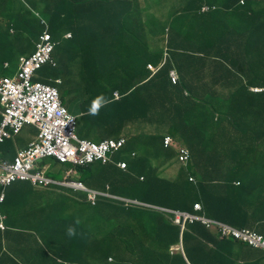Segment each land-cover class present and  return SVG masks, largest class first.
Listing matches in <instances>:
<instances>
[{
	"label": "trees",
	"instance_id": "obj_1",
	"mask_svg": "<svg viewBox=\"0 0 264 264\" xmlns=\"http://www.w3.org/2000/svg\"><path fill=\"white\" fill-rule=\"evenodd\" d=\"M12 1H0V58L9 54L1 42L10 29L15 31L14 40L27 42L22 52L26 57L35 51L39 36L48 29L56 65H41L35 80L58 86L65 103L70 91L63 84L69 85L71 76L80 84L76 90V84L71 83L73 93L81 91L90 105L103 94L111 102L101 107L98 115L86 112L79 116L78 135L101 142L102 138L92 137L100 132L114 141L126 140L125 147L104 163L76 165L68 176L66 170L73 165H59L57 161L48 174L58 180L68 176L89 190L147 206L102 195L93 205L87 201L86 192L74 186L51 184L45 188L19 179L5 189L0 185V221L5 225V229L0 228V264H216V260L235 264L225 254L226 246L247 247L245 244L220 238L217 227L207 228L198 221L181 229L174 223V212L193 213V205L198 203L201 216L257 232L247 221L252 218L248 209L256 206L252 200L259 192L264 193V91L256 94L250 87H264V74L252 77L255 80L247 84L243 80L226 84L236 90L221 97L216 87L206 83L204 73L213 64L216 82L218 78L224 82L226 73L241 76L250 52L264 66V0H246L244 4L241 0H188L166 22L154 18L148 25L143 18L147 13L144 0H85L76 12L69 6L75 0H61L63 4L45 0L43 6L42 0H28L33 13L27 9L30 14L26 12V17L13 23L6 18ZM205 5L211 10L204 13ZM114 6L121 7L112 15ZM109 20L112 26L105 27ZM211 20L212 26L208 25ZM219 20L223 25L218 26ZM67 26L72 32L70 39L65 38ZM215 33L217 38L212 39ZM237 35L244 36L245 43L236 41ZM147 36L161 39L153 51V45L145 46ZM95 38L124 40L116 44L120 56L115 61L121 67L127 65L123 50L135 42L137 52L143 55L149 51L155 56L152 62L160 68L159 73L146 82L131 78L132 89L119 92L118 100L113 96L117 88L113 83L108 86L105 74L97 75V86L80 83L88 74L94 78L91 66L108 69L105 58L93 48ZM148 63L141 64V70L148 71ZM134 64L138 66V62ZM173 70L179 75L177 83L170 77ZM140 119L146 120L147 128L139 135L116 137L109 133L110 123L123 125ZM246 135L250 140L245 139V147L235 155L216 157L218 149L241 146L238 137ZM179 144L192 156L186 164L179 162ZM15 150V143L6 141L1 156L12 160ZM244 153L255 158L252 166L240 159ZM221 165L225 169L216 173H226L210 180V169ZM168 171L171 177H164ZM190 176L194 180L190 181ZM261 208L259 219L264 223V202ZM69 227L76 235H68ZM179 244L181 251H171V246Z\"/></svg>",
	"mask_w": 264,
	"mask_h": 264
},
{
	"label": "built area",
	"instance_id": "obj_2",
	"mask_svg": "<svg viewBox=\"0 0 264 264\" xmlns=\"http://www.w3.org/2000/svg\"><path fill=\"white\" fill-rule=\"evenodd\" d=\"M243 2L244 0H242ZM210 9L209 6L205 5L203 12H208ZM42 40L43 43L38 46V52L31 59L24 62L18 81L10 79L0 81V95H2V103L6 107L3 112L4 120L0 123V141H2L3 136H10L5 131L7 127L17 133L25 123H34L41 130V142L36 145L35 151L29 150L20 153L14 166L2 165L4 173H0V184L3 185L9 184L18 177L27 178L28 171L26 170H29L33 160L40 155H59L61 159L73 158L76 155L72 149L74 141L79 147L81 146V151L88 161L93 159H103L105 161L109 154H114L125 145L124 140H106L101 144H91L77 140L74 135L76 119L61 106L57 90L39 83L31 85L30 79L33 71L50 60L54 48L48 35L42 37ZM149 68L153 72L157 71L151 65H149ZM170 77L174 83L178 82L176 72H171ZM188 158L189 156L186 154L182 159L187 161ZM122 167H125V164ZM31 179L34 183L37 181L36 177H31ZM78 186L79 189L87 192L88 200L93 205L96 204L100 195L109 199H118L107 193L86 189L81 184ZM190 219L191 217L186 214L175 213L174 222L183 224L185 221H192ZM202 222L207 227L216 226L220 237H231L251 246L264 249V239L247 229H235L212 220L204 219Z\"/></svg>",
	"mask_w": 264,
	"mask_h": 264
},
{
	"label": "crops",
	"instance_id": "obj_3",
	"mask_svg": "<svg viewBox=\"0 0 264 264\" xmlns=\"http://www.w3.org/2000/svg\"><path fill=\"white\" fill-rule=\"evenodd\" d=\"M2 3V0H0ZM142 2L144 3L143 9L147 12L144 15V21L145 24H152L153 23V19L156 18L159 21H161L162 19H160L159 16H157L155 14L157 8L159 7V3H152L149 0H144ZM163 2V0H162ZM187 2H189L188 0H178V8L181 9L180 7H182L184 4H186ZM121 6H114L113 7V14H115L116 11H119ZM177 8V9H178ZM3 9H6V7H4ZM107 10V9H106ZM101 11H99L100 13ZM6 18H9L12 20H19L22 19L23 16H21L18 12V10H13L11 9L10 11H8L6 13ZM260 12H259V18L260 17ZM225 16V14H222L221 17L223 18ZM257 17V15H256ZM217 19L215 17H213V20ZM218 20V19H217ZM261 20V19H260ZM110 22V23H109ZM109 22L107 21V26H112V22L109 20ZM162 22V21H161ZM160 22V23H161ZM213 22L212 20L210 22H208V25L212 26ZM22 25H27V24H22ZM223 25V22H221L219 20V24L218 26ZM13 26H15V24H13ZM28 26V25H27ZM217 26V25H216ZM25 30L27 28H24ZM12 36V38L10 37ZM216 33L212 34V39H216L217 37ZM14 34H9L8 37H3V42H1L3 44V47H5L8 51L9 54L1 57L0 58V78L2 76H14L17 72V68L13 69L11 68V58L13 56H17V53H22L25 50V45L27 46V42H25L24 40H14L13 39ZM96 39V38H95ZM145 39V46L147 45V43L151 44L154 46L153 49H150L151 51H153L154 49H156V47L160 44L161 39L154 37V36H147ZM245 39L244 36L241 35H237L236 36V41H240V43H245L243 42ZM124 41L123 39H111V38H106V39H101L100 41H98V39H96V42L93 44V48H97L98 52L101 55V58L106 60L107 66H112L114 64H116V59L120 56V52H119V45L116 44H122L121 42ZM126 43H131L132 40H125ZM130 48L128 49H124L122 54H123V58L125 60H127V65L126 67H121V65L119 64V62H117V68H118V73L114 72L113 66L111 68H108L105 71H101L99 70L100 68L94 69L92 66L90 68L91 72H93L94 78L91 75H86V78L84 81L80 82V83H84V84H90L94 86H97V80L96 77L97 75H106V78L104 80L108 81V86H112V84L109 83V80H112L113 78H115L117 76L118 77H122L121 80H118V82L114 85V87L117 88L116 91H123V90H130L132 89L130 87L131 85V78L136 79V82H142V81H146L149 78H151V74H149V70L148 71H143V69L141 70L140 65L144 64V62L146 63V61H149V64H154L152 61H155V56L148 54L146 51L145 54H141L142 52H137L136 50L138 49V46L135 44V42H133V44L131 46H129ZM150 51V52H151ZM255 51V49H254ZM97 54L98 52L95 51ZM254 53L250 52L248 56H246V60H245V65H243V68L245 69L242 72V75L240 76H236L235 74H225V80L224 82H221L220 79L218 78V81L216 82L214 79V65L210 64L208 66H212V68L208 67L205 71V78H206V83L210 85V88L216 87L215 91L217 92V94H220L221 97H228L229 94L233 91H235V88H229L228 86H225L228 83H232L235 82L236 80H243L244 83L248 82L250 83V81L255 80L252 79V77H256L258 74H264V66H260V64L258 63V59H255L254 57ZM120 61V60H119ZM138 62V66H136L134 64V62ZM126 62V61H125ZM129 64V66H128ZM135 65V66H134ZM155 65V64H154ZM131 66H133V70L131 69ZM120 69V70H119ZM68 73V72H67ZM76 76V75H75ZM74 76L69 77V85H64L63 86L68 89L70 91L69 96L66 99V104L68 109L73 106V113L74 115L78 116L80 114H84L86 112H89V107H90V102L86 101L84 99V95L81 93V91H75L76 94L73 93L72 90L74 89V86L71 83L76 84L77 89L76 90H80V84H78L79 82H75ZM250 77V78H249ZM257 80V79H256ZM258 82L262 83L261 81L258 80ZM264 83V81H263ZM114 84V83H113ZM247 84V83H246ZM225 87V88H220V87ZM93 89H97V87H92ZM207 91H209L208 89H206ZM124 92V91H123ZM205 94L204 95H208L206 94V91L204 90ZM74 98H77V102L73 103L72 100ZM258 107L256 106L254 108V113H257ZM256 118V116H255ZM0 119H1V114H0ZM146 120L145 119H140L137 122H125L123 125H118L117 123H110V132L111 135H114L116 137H125V136H131L134 137L135 135H139L140 133H143V131L147 128L146 125ZM137 126V127H136ZM95 131V130H94ZM98 132V131H96ZM81 133V132H80ZM99 134L96 135H92V137L96 140H104L109 138L107 133L101 135L100 132H98ZM83 135V133H81ZM38 135V130L34 127L31 126H27L25 127L21 133L15 138V148L17 150H22L27 148L37 137ZM85 137V135H83ZM98 142V141H97ZM42 162V163H41ZM54 160L51 159H47L44 161H40L39 163L45 165V166H50L51 164H53ZM39 165V164H38ZM227 177V175H226ZM218 180V179H217ZM262 192V191H261ZM261 192H259L257 194V196L252 200V204L255 205V208H251L248 209L249 215H251V219L249 221H247L248 224L253 223V225L251 226L253 229H257V233L261 234L264 236V223H262V220H260L259 218L262 216V214L259 212L258 209H262L261 208V204L264 202V193L262 194ZM256 193V192H255ZM254 193V194H255ZM259 194H262L259 196ZM26 237L29 239V237L26 235ZM11 247H13V245H11ZM227 248L225 249V254L228 255L229 257L233 258L235 260V264H264V251L262 250H258V249H253L251 247H242V246H237L235 244H230L229 246H226ZM16 248V246L14 245V249ZM2 252V251H0ZM216 264H229L225 261H221V260H216Z\"/></svg>",
	"mask_w": 264,
	"mask_h": 264
},
{
	"label": "clouds",
	"instance_id": "obj_4",
	"mask_svg": "<svg viewBox=\"0 0 264 264\" xmlns=\"http://www.w3.org/2000/svg\"><path fill=\"white\" fill-rule=\"evenodd\" d=\"M30 1H32V0H30ZM57 1H59L60 3H62L63 4V2L61 1V0H57ZM85 0H75V2H70L69 3V6H71L70 8L71 9H73V11H77L81 6H79V5H81L83 2H84ZM245 1L246 0H244V2H243V4L245 3ZM241 2H242V0H241ZM28 4V3H27ZM29 5V4H28ZM30 7V6H29ZM65 6H63V7H60L61 8V10L64 8ZM213 8V10L215 9V7H212ZM32 13H33V9H31V7H30V9H29ZM211 10V9H210ZM19 12V11H18ZM205 13V12H204ZM19 14L21 15V16H24V15H22L21 14V12H19ZM24 17H26V16H24ZM45 24V23H44ZM64 24H66L65 23V21H64ZM46 27H47V25H46ZM68 27V26H67ZM10 34H15V31L13 30V29H10ZM46 35H48L49 37H50V42L53 44V51H52V53H51V58H50V60L48 61V62H50V64H52L53 66H55L56 64H55V62H54V60H53V53H54V50H55V46H54V43L52 42V36H51V34L48 32V29H46L45 31H44V33H42L40 36H39V41H37L36 42V44H35V51L29 56V57H25L23 60H22V62H21V65H20V67H19V70L16 72V74L14 75V76H12V77H10V76H2L1 78H0V81L1 80H3V79H10V80H13V81H18L19 80V75L22 73V67H23V64H24V62L26 61V60H29V59H31L37 52H38V46L40 45V44H42L43 43V40H42V37H44V36H46ZM72 37V32H71V28H67V32H66V34H65V38L66 39H70ZM47 63V62H46ZM45 64V63H44ZM149 65H151V66H153L155 69H157V71H155V72H153L150 68H149ZM41 67V66H40ZM39 67V68H40ZM39 68H36L34 71H33V74H32V77H31V79H30V83H31V85H36V84H41V85H44V86H48V87H51V88H54V89H56L57 90V92H58V95H59V100H60V103H61V106L67 111V113L69 114V115H71V116H73L75 119H76V129H75V131H74V135H75V138L77 139V140H79V141H85V142H87V143H91V144H101L102 142H104V141H106V140H108V141H110L111 139H109V138H107V139H104V140H102L101 142H97V141H93V140H89V139H85V138H81L79 135H78V131H77V125H78V117L79 116H81L82 114H80V115H78V116H76V115H74V114H72V113H70L68 110V107H67V104L65 103V101L61 98V95H60V92H59V90H58V86H51V85H49V84H45V83H43L42 81H40V80H35V72H36V70H38ZM147 69L151 72V78L155 75H157L158 73H159V71H160V68H158V67H156V65H154V64H149L148 63V65H147ZM172 72H176L175 70H173ZM177 73V75H178V72H176ZM170 75H171V73H170ZM178 78H179V75H178ZM150 79V78H149ZM147 81V80H146ZM146 81H142V82H146ZM56 83L58 84V85H61L62 84V81L60 80V79H57L56 80ZM250 91H252L253 93H256V94H259V93H262L263 91H264V87L263 86H253V87H250ZM120 91H115L114 93H113V96H114V98L116 99V100H118V99H120L121 98V92L119 93ZM111 101L110 100H108L105 96H103V94H101L100 96H97L93 101H92V103H91V105H90V107H89V114L90 115H93V116H95V115H98L99 114V111H100V109H101V107H103V106H106L108 103H110ZM0 104H1V107H0V114H1V119H0V123H2L3 122V120H4V116H3V112L5 111V109H6V107H5V105L2 103V95H0ZM27 126H31V127H35L37 130H38V135H37V137H36V139L27 147V148H25V149H22V150H17L16 151V155L13 157V159L12 160H8V159H5V158H3L2 156H1V147H2V145L6 142V141H13V143H15V138L21 133V131L25 128V127H27ZM7 133H9L10 134V136L9 137H7V136H3L2 137V141H0V173H4V169H3V167H2V165H10V166H14L15 165V162H16V159H17V157L19 156V154L20 153H24V152H28L29 150H33V151H35V149H36V145L37 144H39L40 142H41V138H40V134H41V130L39 129V127L38 126H36L34 123H30V124H27V123H25L20 129H19V131L17 132V133H15L14 132V130H12L10 127H7L6 128V130H5ZM238 139H240L241 140V146L240 145H237V147L238 148H235V149H233V146H227V147H225V148H222V149H218V150H216V153H217V155H216V157H221V155H223V156H232V155H235L238 151H239V149H241V148H244L245 146H243V143H244V140L245 139H249V135H246L245 137H241V136H239L238 137ZM120 140H124L125 141V145H126V140H125V138H121ZM119 140V141H120ZM169 142H170V140L169 139H167ZM250 140V139H249ZM112 141H114V140H112ZM125 145H124V147H125ZM73 146L74 147H72V149L74 150V152H75V156L73 157V158H66V159H61V156H59V155H45V154H43V155H40V156H38L36 159H34L33 160V162H32V165H31V167L29 168V170H26V171H28V177L27 178H22V177H18V178H16V179H19V180H21V181H31V183L34 185V186H42V187H45V188H49L50 187V185L51 184H53V185H59V186H68V187H72V186H74V188H76V189H78V190H82V191H85V190H83V189H79V184H81L84 188H86L85 186H84V184L82 183V182H72V180H69L68 179V176L71 174V173H73L75 170L73 169L74 168V166H76V165H91V164H95V163H100V162H105L103 159H98V160H96V159H93V160H91V161H88L86 158H85V154L81 151V146L79 147V145L74 141L73 142ZM252 150V149H251ZM256 150H258V149H256ZM178 152H179V162L180 163H182V164H186V162H188L191 158H192V156H191V154H190V151L186 148V147H184V146H182V145H180L179 144V146H178ZM186 154H187V156H189V158H188V160L187 161H184V159H182V158H184V156H186ZM111 155H113V154H109L108 156H111ZM108 156H107V158H108ZM51 158H54V162H53V164H51L50 166H45V165H43V164H41V163H39L40 161H44V160H47V159H51ZM240 159L243 161V162H250L251 164H250V166H252V163H253V161L255 160V158L254 157H252V158H248L247 156H245V153L244 154H241V156H240ZM58 161V162H57ZM55 162H57V163H59V165H62V164H66V165H69V163H71L72 165H73V167L68 171V170H66V173H68V176L67 177H64L63 179H61V180H58L59 178H53V177H51L49 174H48V172H49V170H51V169H53V168H55L53 165H54V163ZM39 164V165H38ZM216 164H220V162H218L217 161V163ZM225 165L227 164V163H224ZM228 165V164H227ZM222 169H225V167H223L222 165L219 167V168H216V169H214V168H211L210 169V171H211V173H212V177H210V180H215L216 178H219V175L220 174H223V173H226V172H219V173H216V171L217 170H222ZM30 176V177H29ZM31 177H36L37 178V181L34 183L33 181H32V179H31ZM16 179H14V180H16ZM40 180H42V182H40ZM189 180L190 181H192V180H194V178H192V176H190L189 177ZM77 184V185H76ZM2 187H3V189H5V187L8 185V184H6V185H3V184H0ZM87 189V188H86ZM86 192V191H85ZM107 194H109V193H107ZM113 196V195H112ZM86 197H87V201L88 202H90L89 200H88V194H87V192H86ZM116 197V196H115ZM118 199H120V200H123L124 202H128V203H132V204H136V205H142V206H147V205H143V204H140V203H138V202H136V201H132V200H128V199H123V198H119V197H117ZM2 199H3V194H2V196L0 197V201H2ZM109 199V198H108ZM91 203V202H90ZM96 204H97V202H96ZM95 204V205H96ZM193 213H187V212H174V214L175 213H183V214H186L188 217H191V219L190 220H192V221H185L183 224H177V225H179L180 226V228L181 229H183L184 228V226L186 225V224H192L193 222H195V221H198V222H200L202 225H204V226H206V224H204L202 221L205 219V220H212V219H208V218H206V217H204V216H201V215H199V212L201 211V206L197 203V204H194L193 205ZM175 219V218H174ZM212 221H214V220H212ZM77 223H79V221H77ZM175 223V222H174ZM176 224V223H175ZM207 227V226H206ZM213 227H216V226H213ZM0 228L1 229H5V225H4V223H3V221L1 220L0 221ZM207 228H209V227H207ZM235 229H247V230H249V231H251L252 233H254V234H256V235H258V236H261L263 239H264V236L263 235H261V234H259V233H257L256 231H254V230H251V229H249V228H235ZM67 233H68V235L71 237V236H74V235H76V232H75V229L73 228V227H69L68 228V230H67ZM219 237H220V235H219ZM220 238H223V237H220ZM228 238H230V239H233V240H235V241H238V242H241V243H243V244H245L247 247H251V248H253V249H258V250H262V251H264V249H262V248H260V247H254V246H251V245H249L248 243H246V242H242V241H240V240H236V239H234V238H231V237H228ZM178 250H182V246H181V244H179V245H175V246H171V251H178ZM188 264V263H187Z\"/></svg>",
	"mask_w": 264,
	"mask_h": 264
},
{
	"label": "rangeland",
	"instance_id": "obj_5",
	"mask_svg": "<svg viewBox=\"0 0 264 264\" xmlns=\"http://www.w3.org/2000/svg\"><path fill=\"white\" fill-rule=\"evenodd\" d=\"M150 2L152 3H159V7L157 8L155 14L157 16L160 17V19H162L161 21L162 22H166L167 20L170 19L171 17V14H173L177 8H178V0H149ZM27 3H30V1L28 0H13L12 1V9L13 10H18L19 12H21L22 15H27V14H30V12L26 11L27 9H30L29 5ZM43 4L45 5V0H42L41 1V6H43ZM27 12V14H25ZM30 20V19H29ZM30 22L33 23L32 20H30ZM12 38V36H10ZM18 54V57L17 56H13L11 58V68L13 69H16L17 68V71L19 70V67L21 65V62L22 60L26 57L25 54L23 53H17ZM113 66V69H114V72L115 73H118V68H117V63L112 65ZM112 66H109L108 68H111ZM122 77H118L117 76L115 78H113L112 80H109V83H114L116 84L118 82V80H121ZM77 95V94H76ZM78 96V95H77ZM84 99L88 102H90L89 99H87L85 96H84ZM73 103H76L77 102V98H74L72 100ZM70 113H73V106H71L68 110ZM54 160V158H52ZM169 173H171V171H168L166 175H164V177H171V175H168Z\"/></svg>",
	"mask_w": 264,
	"mask_h": 264
}]
</instances>
